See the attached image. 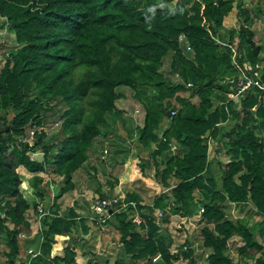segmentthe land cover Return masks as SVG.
I'll return each mask as SVG.
<instances>
[{
	"label": "trees",
	"instance_id": "obj_1",
	"mask_svg": "<svg viewBox=\"0 0 264 264\" xmlns=\"http://www.w3.org/2000/svg\"><path fill=\"white\" fill-rule=\"evenodd\" d=\"M233 8L232 0H180L174 7H163L159 0H0V20L17 44L0 71L4 111L0 116V214L4 212L15 223V229L6 230L10 261L19 254L17 234L31 228L26 218L31 205L22 194L17 167L43 170V165L31 162L27 155L42 145L47 166L65 179L66 190L73 189V174L85 164L88 149L101 133L98 125L104 123L107 114L118 111L116 102L124 94L117 89L126 86L135 90V99L145 109L140 141L146 149H152L153 162L158 164L157 157L173 142L186 149L165 162V168L157 169L156 174L166 186L171 176L177 181L171 189L173 213L192 216L202 204L204 217L214 223L213 229L203 230L204 245L212 250L210 264H233L226 250L228 240L235 235L244 241L240 253L256 264H264V252L260 256L252 252L256 249L260 253L262 246L251 229L242 221L227 218L222 205L226 201H251L264 217V139L253 132L254 128L264 130V107L258 111L263 119L259 127L239 134L254 119L253 107L260 102L263 91L254 89L240 101L244 115L241 126L235 124L220 137L231 139L229 152L233 159L222 170L220 189L212 176H205L209 169L208 139L218 137L219 126L231 115H240L235 103L227 101L228 87L220 84L222 68L235 74L230 48L234 36L239 38V63L263 62L262 46L254 40L250 16L239 31L231 32L230 38L220 36L222 48L216 42L214 36ZM205 21L211 24L212 33ZM182 34L194 58L180 47L178 37ZM170 53L172 71L183 80L177 84L167 82L160 72ZM81 69L86 73L77 81L76 73ZM261 81L264 83V68ZM188 83L192 88L187 87ZM91 90L97 94L96 117L82 125L79 103ZM186 90H191L189 97L183 96ZM213 94L223 102L215 109ZM194 95L198 103L192 102ZM51 117L60 126L55 154L51 153V145L44 144L47 133L40 130ZM165 121L168 127L161 130ZM27 128L34 132L32 145L22 141L29 135ZM13 144L16 146L8 153ZM150 165V159L142 162L143 168ZM197 192L203 196L200 202L196 201ZM130 200L142 208L137 196H129ZM156 205L165 207L162 200ZM128 216L115 215L120 241L126 254L131 255L127 264H139L144 259L146 264H156L152 259L158 254L170 263L166 244L156 238L159 228L153 218L146 219L142 213L148 225L142 235ZM75 217L74 211L69 216H55L43 234L42 255L33 264H76L77 253L72 246L65 247L63 255L50 256L54 237L69 234ZM5 220L0 218V234L6 229ZM185 256L192 258V250L185 251ZM87 264L102 263L91 260Z\"/></svg>",
	"mask_w": 264,
	"mask_h": 264
},
{
	"label": "rangeland",
	"instance_id": "obj_2",
	"mask_svg": "<svg viewBox=\"0 0 264 264\" xmlns=\"http://www.w3.org/2000/svg\"><path fill=\"white\" fill-rule=\"evenodd\" d=\"M179 0H159V4L163 7H174ZM234 1V8L230 14L224 19L223 26L214 36L218 40L224 37L230 38L232 31H239V26L246 22L248 16L251 17V12L258 19L264 16V0H232ZM247 12V13H246ZM251 26V25H250ZM5 23L0 20V71L4 67L10 53L14 51L17 44L14 40V35L7 29ZM262 34V35H261ZM221 36V37H220ZM233 39V38H232ZM261 45L264 47V29L258 33ZM232 42L237 48L239 43L238 35L234 36ZM220 44V43H218ZM221 48L223 44H220ZM188 55V54H187ZM191 56V55H189ZM192 57V56H191ZM232 59V58H231ZM115 60V59H114ZM172 53L167 54L164 58L161 73L171 84H177L172 71ZM86 73L85 69L78 70L76 73V80H80ZM234 75L229 68H222V79ZM221 79V80H222ZM222 85L226 84L220 83ZM192 88V87H191ZM218 88V87H217ZM216 88V90H217ZM118 92L124 94V97L117 100L116 106L118 111L113 114H107L105 121L99 124L100 135L94 138L91 148L88 149V159L85 164L73 174L74 188L66 190L65 179L62 176L54 174L51 168L45 163V155L42 151V145H39L35 150L30 151L27 155L31 162L43 165V170L30 171L24 166H18L16 172L20 175L22 182L21 191L25 199L30 203L31 208L26 212V218L32 220V225L29 232H36V234H45L48 225L55 219V216H69L71 211L76 213L74 218V225L70 229L71 234H121L120 224L118 219L113 216L107 224L99 226L90 219L92 204L96 199L101 197L111 196H125L129 200V196H137L138 202L142 208L140 213L148 217H152L158 226L156 238L164 242L170 254V263L165 261L163 257L159 258L156 264H210L209 256L212 253L210 248L204 245L205 228H214L213 222H208L204 215L199 213V209L203 207L199 204L197 211L191 216L190 224H188V233L186 236L179 232L175 227V222L182 214L173 213L171 207L174 206L171 189L177 184L176 179L171 176L168 179L169 186L163 184L161 176L156 174L157 169L162 171L165 168V162H168L174 156H180L186 151L178 143L173 142L171 148L157 157V162H153L150 156L152 149H146L140 141L139 130L144 125L145 109L135 97V90L131 87H119ZM191 90H186L183 96L189 97ZM255 94V93H254ZM97 94L94 90L89 91L88 95L80 102L81 122L82 125L89 121H94L97 113L95 100ZM258 102L252 111V119L248 126L243 128L239 134L247 133L249 128L257 126L263 119L259 116L258 111L262 106L264 107V95L260 96ZM173 103H176L174 99ZM193 103H198L197 95L192 97ZM213 109L220 107L223 102L216 95H212ZM235 110L239 112V117L230 116L227 121L222 123L220 134L211 141L208 139V164L209 169L205 176H212L218 185L221 186V176L223 168L227 167L233 159L230 154L231 139L220 138L225 132H229L235 124L241 126L243 120V113L240 111L241 104L236 101L234 104ZM4 115L0 100V116ZM3 127L0 119V129ZM168 127V122L165 121L161 130ZM259 127V126H257ZM47 133L44 144L52 146L51 153L58 150V145L55 143L60 133V126L54 123L53 118H49L48 124L40 129ZM257 137L264 139V130L260 128L253 129ZM30 129L27 128V134L31 138ZM22 139V138H21ZM228 139V140H227ZM26 140V139H25ZM24 141V139H22ZM33 141H30L32 145ZM43 144V145H44ZM16 144L10 146L8 153H10ZM108 150L109 154L107 160L101 163V152ZM150 159L151 165L142 167V162ZM220 189V188H219ZM203 199L201 193H196V201L200 202ZM164 208L157 207L156 203L161 201ZM131 201V200H130ZM52 204L51 213L53 216L44 218L40 223L38 221L37 208L39 204ZM225 209L227 218L234 221H242L246 227H249L255 235L256 240L262 246L260 253L256 249H252L255 256H260L264 252V217L259 213L255 205L250 201L247 203L224 202L222 204ZM57 213V215H56ZM163 213L162 217L158 215ZM1 214H5L4 212ZM78 215L80 219L78 220ZM7 219V217L5 218ZM131 220L130 215L127 218ZM132 221V220H131ZM37 223V226H36ZM5 231L2 232L3 237L0 243V261H3L8 255V234L6 230L15 229V223L10 218L5 220ZM23 228V226H19ZM136 232L145 235L146 232L136 228ZM26 231V230H24ZM23 232V231H21ZM20 232V233H21ZM19 233V234H20ZM18 235V234H17ZM116 235L108 236L105 243L100 240L91 243L87 242L86 247L90 249L91 260L100 261L102 264H127V258L120 261L119 257H114L121 249L119 248V237ZM76 239V238H75ZM77 240V239H76ZM84 240V239H82ZM191 247L192 258L185 256L183 250L184 245ZM195 246L198 250H195ZM244 246V241L240 236H233L228 240L227 254L232 258L233 264H256L255 260L250 257L243 256L239 249ZM124 248L121 257H127L124 254ZM251 250V249H250ZM91 252V253H90ZM118 252V253H117ZM159 255V254H158ZM157 255V256H158ZM107 259L105 262L103 259ZM87 262L78 257L76 264H84ZM140 264H146V259L141 260Z\"/></svg>",
	"mask_w": 264,
	"mask_h": 264
},
{
	"label": "built area",
	"instance_id": "obj_3",
	"mask_svg": "<svg viewBox=\"0 0 264 264\" xmlns=\"http://www.w3.org/2000/svg\"><path fill=\"white\" fill-rule=\"evenodd\" d=\"M180 1V0H179ZM206 29L212 33V27L210 23L204 22ZM216 39V38H215ZM178 42L180 47L183 49L185 54H188L194 58V51L189 44L187 37L182 34L178 37ZM217 43L223 44L222 40L216 39ZM232 50V64L235 69V74L226 78V80H221L220 83L226 84L229 91L226 93L227 101H233L234 103L239 102L252 90L259 89L264 92V83L261 81V73L264 68V64H251L249 62L239 63L241 54L238 49L235 48V45H230ZM174 78L177 82H182V77L180 74L175 73ZM188 88L192 87V84H187ZM175 112H172L174 114ZM34 132H31L30 136L24 138V141H31L33 139ZM26 139V140H25ZM212 138H210V141ZM109 154L108 150H104L101 155L102 162H106L107 156ZM53 203L48 205L45 203L39 204L37 208V215L39 223L46 217L53 216L51 213V207ZM117 213H127L130 215V218L138 229H141L144 232H147L148 225L145 218L140 213L138 204L135 201H127L125 196H111V197H101L96 199L91 208L90 219L99 226H104L107 222L115 216ZM199 213L203 215L204 207L199 209ZM159 217L163 216V213L158 215ZM0 218H6L5 214H0ZM191 216H180L179 219L175 222L176 229L184 234L188 233V224H190ZM3 234H0V243ZM18 241L22 243L28 242V246L25 249L24 256H17L15 261H10L7 256L3 261H0V264H33L34 260L42 255V244L44 241L43 234H36V232H26L23 231L17 235ZM191 247H188L186 244L183 247L184 251L190 250ZM9 250V248H8ZM195 250H198V247L195 246ZM54 251L51 256H53ZM19 255V254H18ZM161 258V255L154 257L152 262L157 263Z\"/></svg>",
	"mask_w": 264,
	"mask_h": 264
},
{
	"label": "crops",
	"instance_id": "obj_4",
	"mask_svg": "<svg viewBox=\"0 0 264 264\" xmlns=\"http://www.w3.org/2000/svg\"><path fill=\"white\" fill-rule=\"evenodd\" d=\"M250 14L252 17V22H251L250 28L255 34L254 40L258 45L262 46L260 43V39H258V33H261V30L264 29V16L262 17V19H258V18H256V16H254V14H252V12ZM262 14L264 15V13H262ZM261 57L263 60V62H261V63L264 64V47L263 46H262ZM101 155H102V152H101ZM100 161H101V163H104V162H102L101 157H100ZM74 183L76 184L75 181H74ZM79 219H80V217L78 215V220ZM27 220L31 223V227H33L32 220L29 219V216L27 217ZM36 226H37V223H36ZM26 232H28V231H26ZM111 235L114 236L116 234H71V233H69L67 235L56 236V237H54V240H53L54 243H53V248H52L51 254L54 251L53 255H63L65 247L72 246V248H74V250L77 253L76 260L78 259V257H82V260L87 261V262H84V264H87L89 261H91L92 257H91V254H89L90 249H88V247H86V244H87L86 241L90 240L89 243H91L92 240L94 242V241H98L101 239L102 242L105 241V243H106L108 236L110 237ZM120 235L117 234L116 237H118ZM120 238H121V236L119 237V243L121 245V246H119V248L121 249V251L119 253L117 252L118 254H115L114 257L116 258L118 256L120 261H124L127 258V261L129 263L131 260L130 259L131 255L126 254L125 250H124V254H126V256L127 255L128 256L127 257H121L120 256V254H122L123 248L125 249L124 245L120 241ZM82 239H84V240H82ZM18 243H19V255L18 256L19 257L24 256L25 255V249L29 243L28 242L22 243L21 241H18ZM8 248H9V246H8ZM8 248H7V250H8ZM103 260L105 262H107V259L104 258ZM140 263H141V261H139V264Z\"/></svg>",
	"mask_w": 264,
	"mask_h": 264
},
{
	"label": "water",
	"instance_id": "obj_5",
	"mask_svg": "<svg viewBox=\"0 0 264 264\" xmlns=\"http://www.w3.org/2000/svg\"><path fill=\"white\" fill-rule=\"evenodd\" d=\"M169 115H170V113H168ZM161 135H163V134H161Z\"/></svg>",
	"mask_w": 264,
	"mask_h": 264
}]
</instances>
